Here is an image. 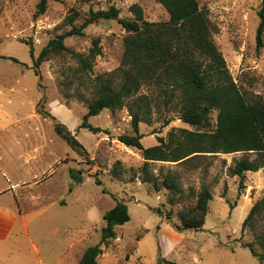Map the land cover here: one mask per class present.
Instances as JSON below:
<instances>
[{
	"label": "rangeland",
	"instance_id": "1",
	"mask_svg": "<svg viewBox=\"0 0 264 264\" xmlns=\"http://www.w3.org/2000/svg\"><path fill=\"white\" fill-rule=\"evenodd\" d=\"M39 2L0 0V128H7L0 132V162L4 160L0 190L11 181V185L33 181L21 184L17 193L39 250L37 254L26 236L11 238L0 242V264H39L40 258L55 264L66 247L67 264H80L85 250L101 242L104 214L117 201L127 204L131 220L116 228L117 236L109 240L108 247L102 245L99 264H144L136 251L146 229L156 230L162 220L173 228L181 225L180 213L197 203L204 186L212 193L204 228L164 232L165 247L158 243V251L160 247L162 257L166 256L164 264H264L245 247L253 244L258 253H264V211L244 226L253 205L264 197V167L255 173L246 172L243 178L230 175L237 161L254 160L256 154H200L180 164L150 162L146 174L141 152L118 140L120 135L132 134L130 106L136 97L116 115L104 110L90 118L92 126L109 130V134L78 130L88 104L97 99V78L116 72L119 85L117 70L127 33L118 21L92 24L85 36L66 39L68 50L50 57L36 75L30 43L37 58L50 40L71 30L65 19L74 12L80 14L77 25L89 10L111 5L121 9L122 18L133 19L130 7L139 4L149 22L167 21L169 14L160 0H48L47 11L36 17ZM199 3L209 15L215 43L238 87L249 99L260 97L264 101V46L258 49L256 42L263 0ZM96 39L100 40L102 54L91 69L78 73L80 60L88 57ZM3 57L16 58L26 65ZM155 90L143 88L138 95L154 98ZM37 109L50 112L55 122L76 134L90 158L75 152L56 134L55 122L43 118ZM151 116L152 125H140L145 148L157 145L159 137L169 142L174 134L180 136L181 130L197 131L174 110L153 106ZM213 119L216 123L217 114ZM69 169L81 174L84 182L75 184ZM166 176L174 177L180 186L174 204L169 202L164 186L157 191L152 184L143 183L146 177L162 183ZM97 179L102 185L96 183ZM153 208H160L163 217ZM168 213L171 220L166 218ZM52 230L58 235L53 236Z\"/></svg>",
	"mask_w": 264,
	"mask_h": 264
},
{
	"label": "trees",
	"instance_id": "2",
	"mask_svg": "<svg viewBox=\"0 0 264 264\" xmlns=\"http://www.w3.org/2000/svg\"><path fill=\"white\" fill-rule=\"evenodd\" d=\"M161 5L169 14L167 21L149 22L143 8L133 4L130 12L133 19L121 17V9L111 5L108 9L89 10L84 21L77 25L80 14L74 12L65 19L71 30L48 42L40 55L35 57V50L30 43V54L34 60L36 75L39 68L50 57L67 51L66 39L85 36L86 29L102 21H118L125 29L124 54L116 72L97 78L100 86H96L97 99L88 104V111L83 116L80 129H88L98 134L109 130L94 127L89 123L91 117L110 110L113 115L124 109L127 101L134 97L131 108L132 134H123L118 140L128 147L139 150L145 160L143 171L148 174L150 162L184 163L194 160L200 154H234L240 152L256 154L254 160L243 158L235 163L230 171L232 177L243 178L246 172H258L264 167V101L259 97L249 99L233 79L226 60L214 40V28L199 3V0H160ZM48 8V0H40L37 5L36 17L43 15ZM260 24L257 29V48L264 46V0L259 12ZM102 54L100 40L93 41L88 57L80 60L78 73L87 72L93 67L96 57ZM14 63L25 66L18 59L6 58ZM143 88L156 89V96H139ZM178 112L181 120L195 127L196 132L181 130L166 142L159 137L158 144L145 148L140 125H152V107ZM46 119L54 122L56 118L48 111L37 109ZM217 121L214 122V115ZM56 134L63 139L75 152L88 159L90 153L77 139L70 129L61 122H55ZM75 184L84 182L81 174L69 169ZM114 174H119L114 170ZM96 183L102 185L101 180ZM143 183H150L154 190L164 186L169 192V202L174 204L180 186L172 176H166L163 182L158 179L150 181L147 177ZM106 193V190H103ZM212 193L209 187L201 190L197 203L180 213L181 225H174L180 233L187 230L200 231L204 228L209 213ZM163 217L160 208H153ZM264 211V197L250 210L244 226L257 214ZM171 220V214H166ZM128 206L117 201L115 206L104 214L105 226L101 230V242L88 247L83 253L80 264H99L98 258L103 254L102 245L117 236L116 228L130 222ZM159 229V227H158ZM251 253L264 262V253H258L253 244L245 246ZM158 264L166 263L159 247ZM168 263V262H167Z\"/></svg>",
	"mask_w": 264,
	"mask_h": 264
},
{
	"label": "crops",
	"instance_id": "3",
	"mask_svg": "<svg viewBox=\"0 0 264 264\" xmlns=\"http://www.w3.org/2000/svg\"><path fill=\"white\" fill-rule=\"evenodd\" d=\"M7 131V128H0V132ZM35 150H37L35 148ZM20 157V156H19ZM34 158V156L30 157ZM28 158V159H30ZM1 162H4L2 160ZM0 162V169L2 168V164ZM47 175V174H46ZM45 175V176H46ZM35 181V180H34ZM33 181H26L17 183L15 185H11L12 181L9 182V185L5 190H0V242L9 241L14 237L16 239H20L21 237H28L31 241L32 246L37 254H39V250L36 248L33 239L31 237L29 231V219L27 213H25L21 209V204L19 202L18 197V188H20L23 183H32ZM11 186V187H10ZM2 191V192H1ZM159 229L157 230V228ZM156 228V230L146 229V233L140 237L138 240L137 251L139 253L138 258L142 259L144 264H158V243H161L162 248L165 247L163 244V235L164 232L170 231V229L175 230L170 224L164 222L163 220L160 222V225ZM155 231V232H154ZM176 231V230H175ZM53 236H57L58 232L52 230L50 232ZM73 242V239H72ZM72 242L69 245H73ZM165 249H163V252ZM165 254V252H164ZM166 256L164 255L163 258ZM68 256H67V247L64 250L62 256L57 259L55 264H67ZM39 264H48L47 259H39Z\"/></svg>",
	"mask_w": 264,
	"mask_h": 264
}]
</instances>
